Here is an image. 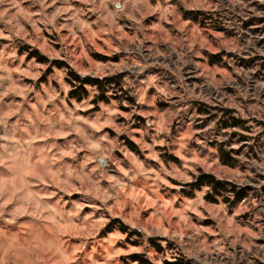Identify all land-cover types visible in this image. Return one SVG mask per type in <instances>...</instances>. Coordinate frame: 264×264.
<instances>
[{
  "label": "rangeland",
  "instance_id": "374dc122",
  "mask_svg": "<svg viewBox=\"0 0 264 264\" xmlns=\"http://www.w3.org/2000/svg\"><path fill=\"white\" fill-rule=\"evenodd\" d=\"M133 255L264 264V0H0V264Z\"/></svg>",
  "mask_w": 264,
  "mask_h": 264
},
{
  "label": "trees",
  "instance_id": "16d2710c",
  "mask_svg": "<svg viewBox=\"0 0 264 264\" xmlns=\"http://www.w3.org/2000/svg\"><path fill=\"white\" fill-rule=\"evenodd\" d=\"M30 58H35L38 62H44V60L41 55L38 52H33L30 54ZM66 81L69 83L70 86H78L75 89H72L69 92L70 98L76 99V100H82L84 98L88 97V88H93L98 92V96L96 97V102H102V103H108L111 95H105L106 92H109L110 88L113 86H120L121 81L120 78H105V79H95L92 77H80L78 74H76L72 70L67 71L66 75ZM207 185L210 187L211 191L214 193L219 194L221 191H227L232 192L233 188L228 191V188L232 187L229 183H221L220 181L216 180L215 177L211 175H201L197 177L194 183L190 184L189 187L192 190L200 189L202 186ZM213 197L208 195L206 199H212ZM243 198L242 196H239V199ZM117 228L120 233L127 234V237H133L136 236L137 238H140V234L133 231L132 233H127L128 229L122 225L119 221H113L107 225V228H110L107 230V232L111 229ZM149 246L157 253H163L167 248H169V244H166L165 246H162L160 243V239H148ZM130 261L137 262L138 264H150L146 259H144L142 256L133 255L129 257ZM181 260V259H180ZM164 264H187L180 262H170L165 261Z\"/></svg>",
  "mask_w": 264,
  "mask_h": 264
}]
</instances>
